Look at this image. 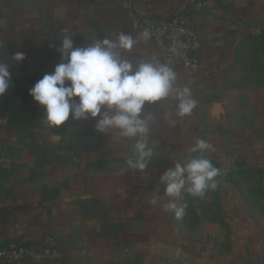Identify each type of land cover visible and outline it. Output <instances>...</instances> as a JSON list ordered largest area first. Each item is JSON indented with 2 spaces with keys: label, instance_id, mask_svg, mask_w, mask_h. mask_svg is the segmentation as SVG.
Segmentation results:
<instances>
[{
  "label": "crops",
  "instance_id": "crops-1",
  "mask_svg": "<svg viewBox=\"0 0 264 264\" xmlns=\"http://www.w3.org/2000/svg\"><path fill=\"white\" fill-rule=\"evenodd\" d=\"M181 1L0 0V61L15 52L25 54L20 62L6 61L12 84L0 96L3 239L28 244L53 234L60 253L47 264H217L199 257L187 261L183 250H167L162 243L166 239L154 234L155 229L168 232L174 215L164 209L168 197L154 186L175 161L188 158V149L201 138L227 164L264 169V83L253 80L244 52L250 27L264 24V0L190 5V20L201 43L200 67L187 76L170 66L178 86L190 88L196 107L179 118L171 98L146 102L144 113L154 117L149 142L155 155L143 173L126 168L135 138L121 137L116 129L100 133L94 127L99 117H70L59 127H49L44 108L29 95L34 83L60 63L57 48L64 35H71L77 47L114 39L120 32L135 38L144 29L132 27L126 19L128 4L168 16ZM122 55L134 65L141 60L164 63L151 39ZM218 140L223 144L216 145ZM212 152L206 156L212 158ZM153 196L160 203L154 230ZM206 219L195 221L191 231L201 230L202 223L214 231L215 219ZM247 260L264 262V241L244 225L241 260L220 264Z\"/></svg>",
  "mask_w": 264,
  "mask_h": 264
},
{
  "label": "clouds",
  "instance_id": "clouds-1",
  "mask_svg": "<svg viewBox=\"0 0 264 264\" xmlns=\"http://www.w3.org/2000/svg\"><path fill=\"white\" fill-rule=\"evenodd\" d=\"M149 39L151 32L145 28L135 38L120 32L114 39L104 38L86 47H77L71 35H64L57 48L60 63L29 89V95L44 108V120L49 127H59L70 117L72 120L99 117L94 127L100 133L116 129L121 137L135 138L132 155L125 163L127 169L141 173L155 155V146L149 142L150 121L154 117L144 113L146 102L153 104L171 98L179 118L191 115L196 107L190 88L178 86L177 73L168 63L141 60L134 65L123 57L122 51L130 52L139 41ZM172 52L176 54L177 50L173 48ZM24 59L23 52H15L0 61V96L12 84L6 61ZM214 150L207 140L198 139L188 149L190 155L186 160L175 161L160 176L164 194L169 197L164 209L174 213L175 218L184 216L186 205L178 202L185 193L203 197L207 191L217 189L216 178L225 173L206 156ZM150 203L157 205L159 198L153 196Z\"/></svg>",
  "mask_w": 264,
  "mask_h": 264
},
{
  "label": "rangeland",
  "instance_id": "rangeland-1",
  "mask_svg": "<svg viewBox=\"0 0 264 264\" xmlns=\"http://www.w3.org/2000/svg\"><path fill=\"white\" fill-rule=\"evenodd\" d=\"M244 49L245 61L251 70L253 80L264 83V24L250 27L249 40ZM215 144L222 145L223 142L218 140ZM211 154L213 157L209 159L213 165L225 173L216 178L217 189L207 191L203 197L185 193L183 200L178 202L186 205L184 216L177 219L173 215L169 231L164 233L154 228V223L160 219L158 203L152 214V227L154 226L153 230H156L154 234L157 237L166 239V242L162 243L167 244V250H171L170 248L183 250L187 261L194 257L217 264L231 260L239 261L243 256L244 225L251 229L254 235L261 236L264 241V169L258 168L256 171L241 164H227L216 150ZM158 182L154 187L159 189L158 193H163L164 185L160 189V179ZM207 217L215 219L214 231L206 228V223L201 224V230L191 231L195 221L197 223L200 219L205 221ZM176 228L179 231L176 232Z\"/></svg>",
  "mask_w": 264,
  "mask_h": 264
},
{
  "label": "built area",
  "instance_id": "built-area-1",
  "mask_svg": "<svg viewBox=\"0 0 264 264\" xmlns=\"http://www.w3.org/2000/svg\"><path fill=\"white\" fill-rule=\"evenodd\" d=\"M206 0H182L179 8L168 16L154 15L147 10L133 8L128 4L126 19L134 28H148L151 41L164 63L175 65L185 75H194L200 67L201 43L190 20V5L203 7ZM2 42L0 41V46ZM177 53L174 54L172 49ZM56 237L49 233L33 243L5 240L0 236V264H47L59 256Z\"/></svg>",
  "mask_w": 264,
  "mask_h": 264
},
{
  "label": "water",
  "instance_id": "water-1",
  "mask_svg": "<svg viewBox=\"0 0 264 264\" xmlns=\"http://www.w3.org/2000/svg\"><path fill=\"white\" fill-rule=\"evenodd\" d=\"M247 264H264V262L263 261H258V262H251V261H248L247 260Z\"/></svg>",
  "mask_w": 264,
  "mask_h": 264
},
{
  "label": "trees",
  "instance_id": "trees-1",
  "mask_svg": "<svg viewBox=\"0 0 264 264\" xmlns=\"http://www.w3.org/2000/svg\"><path fill=\"white\" fill-rule=\"evenodd\" d=\"M261 82H262V81H261ZM262 83H263V82H262ZM245 169H247V168L245 167ZM251 169H255L256 171L259 170L258 168H251Z\"/></svg>",
  "mask_w": 264,
  "mask_h": 264
}]
</instances>
